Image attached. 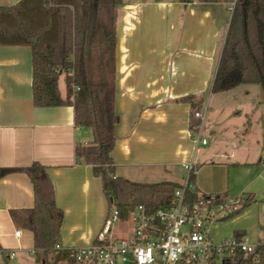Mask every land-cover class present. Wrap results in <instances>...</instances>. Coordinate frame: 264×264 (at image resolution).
<instances>
[{
    "label": "crops",
    "instance_id": "crops-1",
    "mask_svg": "<svg viewBox=\"0 0 264 264\" xmlns=\"http://www.w3.org/2000/svg\"><path fill=\"white\" fill-rule=\"evenodd\" d=\"M19 1L0 0V6ZM234 4L123 0L118 6L116 177L132 183L182 184L184 164L193 163L202 193L264 200V134L260 140L252 131L258 107L264 131V102H257L261 95L264 99V90L261 93L258 84H242L213 92ZM32 59L28 45H0V167L26 168L36 162L46 166L64 214L61 246H87L112 210L102 179L92 165L77 159V146L94 138L90 129L77 125L73 105H35ZM61 94L66 97L67 86ZM204 109L208 144L197 146L192 129L199 119L194 113ZM35 204L28 174L0 178V264H37L33 231L12 216L24 215ZM253 206L233 218L228 231H244L249 238L247 230L257 223L250 228L245 219ZM239 222L242 226H235ZM114 231L122 234L119 226ZM252 239L264 242L256 230Z\"/></svg>",
    "mask_w": 264,
    "mask_h": 264
},
{
    "label": "trees",
    "instance_id": "trees-1",
    "mask_svg": "<svg viewBox=\"0 0 264 264\" xmlns=\"http://www.w3.org/2000/svg\"><path fill=\"white\" fill-rule=\"evenodd\" d=\"M122 1L20 0L12 6H0V45L32 48L35 105L74 106L77 125L90 129L94 138L91 144L77 146V159L92 165L94 174L103 181L110 206H116L121 219L127 220L139 204L150 210L169 206L180 184L132 183L115 176L113 151L120 121L115 107L116 17ZM234 2L213 92L229 91L242 84H258L264 90V0ZM62 73L67 74L65 98L59 87ZM13 172L28 174L34 185V208L25 210L22 216L15 212L12 216L33 231L37 264H52V260L74 264L67 251L56 247L64 214L56 204L47 167L38 162L26 168L0 167V178ZM195 173L191 175L194 182ZM189 197L195 200L198 194L190 192ZM252 203L251 198L244 200L235 213L221 220L240 214ZM234 235L240 239L246 233L235 231ZM221 264H264V242L253 253L237 251L226 256Z\"/></svg>",
    "mask_w": 264,
    "mask_h": 264
},
{
    "label": "built area",
    "instance_id": "built-area-1",
    "mask_svg": "<svg viewBox=\"0 0 264 264\" xmlns=\"http://www.w3.org/2000/svg\"><path fill=\"white\" fill-rule=\"evenodd\" d=\"M194 115L199 123L192 129L193 140L197 146L206 145L208 139L203 136L206 109ZM184 167L186 179L175 189L169 206L150 210L139 204L127 220L121 219L114 206L92 244L56 247L67 251L74 264H221L226 256L237 251L255 252L260 243L251 242L246 235L212 241L210 229L214 223L235 213L244 200L202 193L191 180L193 163ZM190 192H196L198 197L191 200ZM115 226H119L121 235L114 231ZM16 235L20 236L21 230Z\"/></svg>",
    "mask_w": 264,
    "mask_h": 264
},
{
    "label": "rangeland",
    "instance_id": "rangeland-1",
    "mask_svg": "<svg viewBox=\"0 0 264 264\" xmlns=\"http://www.w3.org/2000/svg\"><path fill=\"white\" fill-rule=\"evenodd\" d=\"M64 72H65V70H64ZM66 76H67L66 73H62L60 76V89H61L62 93H65V91H66V86H65L66 85V83H65ZM256 87L259 91H261V93H263V89L260 85H257ZM254 98L257 100L258 97L254 96ZM259 100L264 102L263 95H261V97L257 100V102ZM258 113H259V107L257 109V115H256L257 118H256V121H255V124H254L252 131H255L257 139L261 140L263 137L264 131L262 132V130H261ZM204 135H205V131L203 132V136ZM259 184L261 185L260 182H259ZM262 184H264V183H262ZM254 204H255V206H253L254 208H252L250 210L249 214H247V217L245 219V225L250 224V228H251L254 224L257 223L256 228L254 230L253 229L247 230V235L249 236V240L251 242L256 243V241H253L256 239H252V237H254V231L255 230L258 232V236H260L262 238V240L264 239V200H260V201L254 200L252 205H254ZM240 214H238V215H240ZM238 215H236V216H238ZM236 216H234L230 219H226V220H219V221L214 223V225L210 229V237H211L212 241L220 242L224 238H227V237L234 235L233 231H228V230L230 229V224H232L230 221L233 218H235ZM235 226H242V224L239 222V224H236ZM50 263H52V262H50Z\"/></svg>",
    "mask_w": 264,
    "mask_h": 264
}]
</instances>
